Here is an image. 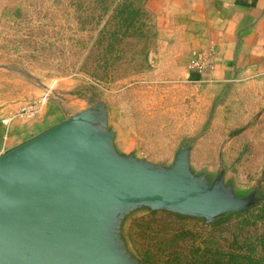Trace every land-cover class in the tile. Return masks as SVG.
I'll use <instances>...</instances> for the list:
<instances>
[{
	"label": "rangeland",
	"instance_id": "obj_1",
	"mask_svg": "<svg viewBox=\"0 0 264 264\" xmlns=\"http://www.w3.org/2000/svg\"><path fill=\"white\" fill-rule=\"evenodd\" d=\"M147 3L0 0L6 145L61 123L195 200L112 199L97 233L117 264H264V58L210 76L209 49ZM198 52L203 71L188 66Z\"/></svg>",
	"mask_w": 264,
	"mask_h": 264
},
{
	"label": "water",
	"instance_id": "obj_2",
	"mask_svg": "<svg viewBox=\"0 0 264 264\" xmlns=\"http://www.w3.org/2000/svg\"><path fill=\"white\" fill-rule=\"evenodd\" d=\"M58 123L0 151V264H117L102 248L99 213L113 200L192 208L172 183L101 156Z\"/></svg>",
	"mask_w": 264,
	"mask_h": 264
},
{
	"label": "crops",
	"instance_id": "obj_3",
	"mask_svg": "<svg viewBox=\"0 0 264 264\" xmlns=\"http://www.w3.org/2000/svg\"><path fill=\"white\" fill-rule=\"evenodd\" d=\"M191 49H209L216 78L238 76L264 58V0H145ZM16 133L12 134L14 137ZM0 128V151L13 143ZM16 142V141H15Z\"/></svg>",
	"mask_w": 264,
	"mask_h": 264
},
{
	"label": "built area",
	"instance_id": "obj_4",
	"mask_svg": "<svg viewBox=\"0 0 264 264\" xmlns=\"http://www.w3.org/2000/svg\"><path fill=\"white\" fill-rule=\"evenodd\" d=\"M209 61L204 54V52H198L196 54H193L189 59H188V66L195 71H203L208 67ZM2 122H6L5 118L1 119Z\"/></svg>",
	"mask_w": 264,
	"mask_h": 264
}]
</instances>
